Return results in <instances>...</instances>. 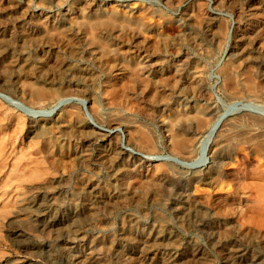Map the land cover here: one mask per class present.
<instances>
[{
  "label": "rangeland",
  "instance_id": "obj_1",
  "mask_svg": "<svg viewBox=\"0 0 264 264\" xmlns=\"http://www.w3.org/2000/svg\"><path fill=\"white\" fill-rule=\"evenodd\" d=\"M35 25L41 31L29 33ZM0 46V264H264V0H0ZM147 63L151 75L140 69ZM124 66H139L156 91H142ZM197 79L207 94L191 103L235 111L220 180H206L207 166L116 157L126 137L183 156L168 147L171 135H186L167 126L170 105ZM41 90L71 97L57 120L27 112L51 109L53 101L30 97Z\"/></svg>",
  "mask_w": 264,
  "mask_h": 264
},
{
  "label": "bare ground",
  "instance_id": "obj_2",
  "mask_svg": "<svg viewBox=\"0 0 264 264\" xmlns=\"http://www.w3.org/2000/svg\"><path fill=\"white\" fill-rule=\"evenodd\" d=\"M91 2V1H89ZM98 2V1H97ZM60 5V4H59ZM89 5V4H88ZM27 6V5H26ZM14 8V7H13ZM24 8V7H23ZM83 9V8H82ZM98 9V8H96ZM128 9V8H127ZM187 9V8H186ZM51 10V9H50ZM131 10V9H129ZM203 10V9H202ZM12 11V10H11ZM91 11V10H90ZM89 11V12H90ZM34 12V11H33ZM83 12V11H82ZM85 12V10H84ZM193 12V11H192ZM255 12V11H254ZM191 13V12H190ZM68 14V13H67ZM81 14V12H80ZM84 14V13H82ZM89 14V13H88ZM150 14V12H149ZM207 14V12H206ZM63 15V14H62ZM108 15V14H107ZM153 15V13H152ZM208 15V14H207ZM42 16V15H41ZM96 16V15H95ZM109 16V15H108ZM187 16V15H185ZM203 16V15H202ZM214 16V15H213ZM72 17V16H71ZM75 17V16H74ZM73 17V18H74ZM78 17V16H77ZM82 17V16H80ZM107 17V16H106ZM192 17V16H191ZM76 18V17H75ZM127 18V17H126ZM146 18V17H145ZM196 18V17H195ZM207 19V17H205ZM204 18V19H205ZM46 19V18H45ZM66 19V18H65ZM81 19V23L83 24H86V25H89L90 23L93 22V19L89 18V17H86V15H83V18H79ZM95 19V18H94ZM201 19V18H199ZM216 19V18H215ZM48 18L45 20V22L47 23L48 22ZM115 20V18H114ZM122 20V18L120 19ZM198 20V18H197ZM210 20V19H209ZM212 20V19H211ZM53 21V20H52ZM98 23H101V24H110L111 22H114L112 20H109V19H105L103 17H98L96 18V20ZM117 21V20H116ZM38 22V21H37ZM45 22L42 21V26H45ZM54 22V21H53ZM70 22V21H68ZM120 22V21H119ZM127 22V21H126ZM56 23V22H55ZM116 23V22H115ZM129 23V22H128ZM190 23V22H189ZM195 23V22H194ZM33 24V23H32ZM37 24V23H36ZM64 24V23H63ZM67 24V23H66ZM78 24V23H77ZM80 24V23H79ZM118 24V23H117ZM144 24V23H143ZM147 24V23H146ZM198 24V23H197ZM226 24V23H225ZM21 25V24H20ZM51 25V24H50ZM81 25V24H80ZM79 25V26H80ZM85 25V27H86ZM202 25V24H201ZM205 25V24H204ZM219 25V24H218ZM84 26V25H83ZM259 26V25H258ZM33 27V26H32ZM31 27V30L29 31V33H33L35 31H38L40 28L39 26L35 25L33 28ZM47 27V25H46ZM90 28V26H88ZM128 27V26H127ZM134 27V26H133ZM42 28V27H41ZM78 28V27H77ZM88 28V29H89ZM116 28V27H115ZM203 28V27H201ZM213 28V27H212ZM253 28V27H251ZM60 29V28H58ZM70 29V28H69ZM87 29V27H86ZM120 29V28H119ZM135 29V28H134ZM145 29V28H144ZM147 29V28H146ZM149 29V28H148ZM27 30V29H26ZM25 30V31H26ZM71 30V29H70ZM85 30V29H84ZM91 30V29H90ZM214 30V29H213ZM252 30V29H251ZM41 31V30H40ZM38 31V32H40ZM81 31V30H80ZM83 31V30H82ZM88 31V30H87ZM86 31V32H87ZM130 31V30H129ZM144 31V30H143ZM147 31V30H146ZM151 31V30H150ZM211 30H209L210 32ZM246 31V30H245ZM6 32V31H5ZM75 32V31H74ZM112 32V31H111ZM159 32V31H158ZM162 32V30H161ZM4 34V32H2ZM65 33V32H64ZM72 33V32H71ZM85 33V32H84ZM89 33V32H88ZM91 33V32H90ZM100 33V32H99ZM125 33V32H124ZM129 33V32H128ZM135 33V31H134ZM148 33V32H147ZM186 33V32H185ZM253 33V32H252ZM41 34V33H40ZM76 34V33H75ZM86 34V33H85ZM84 34V35H85ZM102 34V33H101ZM154 34V32H153ZM157 34V33H156ZM169 34V33H168ZM219 34V33H218ZM82 35V34H81ZM90 35V34H89ZM95 35V34H94ZM121 35V34H120ZM139 35V34H138ZM159 35V34H158ZM149 36V35H148ZM147 36V37H148ZM177 36V35H176ZM213 36V35H212ZM247 36V35H246ZM262 36V35H261ZM260 36V37H261ZM24 37V36H23ZM27 37V36H26ZM53 37H56V36H53ZM131 37V36H130ZM153 37V36H152ZM239 37V36H238ZM259 37V38H260ZM34 38V37H33ZM46 38V37H45ZM76 38V37H75ZM74 38V39H75ZM90 38H92L93 40V37L91 36ZM151 38V37H150ZM163 38V37H162ZM193 38V37H192ZM237 38V37H235ZM19 39V38H18ZM23 39V38H22ZM65 39V38H64ZM105 39V38H104ZM136 39V38H135ZM142 39V38H141ZM173 39V38H172ZM222 39V37H221ZM227 39V38H226ZM250 39V38H249ZM262 39V38H261ZM91 40V39H90ZM95 40V39H94ZM93 40V41H94ZM139 40V38H138ZM219 40V39H218ZM237 40V39H236ZM17 41V40H16ZM22 41V40H21ZM93 41H90L91 44ZM97 41V40H95ZM134 41V40H133ZM256 41V40H255ZM254 41V42H255ZM73 42V41H72ZM147 42V41H146ZM42 43V42H41ZM103 43V42H102ZM203 43V42H202ZM217 43V42H216ZM221 43V42H220ZM258 43V42H257ZM62 44V43H61ZM67 44V43H66ZM81 44V43H80ZM204 44V43H203ZM202 44V45H203ZM93 45V44H92ZM154 45V44H153ZM246 45V44H245ZM258 45V44H257ZM99 43H98V47H99ZM118 46V45H117ZM142 46V45H140ZM172 46V45H171ZM1 47V46H0ZM84 47V46H83ZM155 47V46H154ZM176 47V46H175ZM178 47V45H177ZM243 47V46H242ZM262 47V46H261ZM188 48V47H187ZM241 48V47H240ZM244 48V47H243ZM251 48V47H250ZM62 49V48H61ZM90 49V48H89ZM97 49V48H96ZM70 50V49H69ZM151 50V49H150ZM183 50V49H182ZM207 50V49H206ZM229 50V44H228V41L225 43L224 45V49L223 51L225 53L228 54V51ZM81 51V50H80ZM109 51V50H108ZM141 51V50H140ZM149 51V50H148ZM51 52V51H50ZM64 52V51H63ZM100 52V51H99ZM98 52V53H99ZM103 52V51H102ZM130 52V51H129ZM145 52V51H144ZM244 52V51H243ZM248 52V51H247ZM97 53V54H98ZM102 54V53H101ZM105 54V53H104ZM136 54V53H135ZM156 54V53H155ZM171 54V53H170ZM208 54V53H207ZM235 54V53H234ZM242 54V53H241ZM7 55V54H6ZM54 55H58V54H54ZM79 55V54H78ZM85 55V54H84ZM90 55V54H89ZM96 55V54H95ZM132 55V54H131ZM148 58L151 57V55L148 53ZM232 55V54H231ZM243 55V54H242ZM246 54L244 53V56ZM258 55V54H257ZM59 56V55H58ZM106 56V55H105ZM87 57V56H86ZM94 57V56H93ZM146 58V57H145ZM147 58V59H148ZM231 58V57H230ZM233 58V57H232ZM246 58V56H245ZM256 58V57H254ZM138 59V58H137ZM146 59V60H147ZM170 59V58H169ZM251 59V58H250ZM2 60V59H1ZM31 60V59H30ZM152 60V59H151ZM154 60V59H153ZM231 60V59H230ZM237 60V59H236ZM240 60V59H238ZM244 60V59H243ZM132 61V60H131ZM135 61V60H134ZM148 61V60H147ZM195 61V60H194ZM235 61V60H234ZM248 61V60H247ZM250 61V60H249ZM261 61V60H260ZM30 62V61H29ZM104 62V61H102ZM115 62V61H114ZM137 62V61H136ZM142 62V61H141ZM149 62V61H148ZM167 62V61H166ZM171 62V61H170ZM233 62V61H232ZM236 62V61H235ZM251 62V61H250ZM105 63V62H104ZM123 63V61H122ZM127 63V62H125ZM124 63V64H125ZM133 63V62H132ZM144 63V62H143ZM146 63V62H145ZM202 63V62H201ZM253 63V62H252ZM20 64V63H19ZM67 64V63H66ZM110 64V63H109ZM119 64V63H118ZM129 64V63H128ZM230 64V62L228 63V65ZM240 64V63H239ZM251 64V63H250ZM259 64V63H258ZM77 65V64H76ZM102 65V64H101ZM132 65V64H131ZM130 65V66H131ZM179 65V64H178ZM181 65V64H180ZM231 65V64H230ZM246 65H247V62H246ZM25 66V65H24ZM48 66V64H47ZM50 66V65H49ZM53 66V65H52ZM118 66V65H117ZM134 66V65H133ZM154 66V65H153ZM42 67V66H41ZM45 67V66H44ZM68 67V66H67ZM107 67V66H106ZM120 67V66H119ZM189 67V66H188ZM199 67V66H198ZM258 67V66H257ZM1 68V67H0ZM113 68V67H112ZM151 68H153L152 66L150 67L149 64H145L144 66H141L140 69L142 70L143 72V75L144 73H147L149 75H151L150 71H151ZM24 69V68H23ZM118 69V68H117ZM138 69H139V66L138 68L136 67H132V68H126L124 66V68H122L121 70L126 72L128 75V79H130L131 81H136V84L139 85L140 89L142 91L145 92V90L150 91V92H155L156 90H153V89H150L148 86V83H149V79L148 78H144V77H141V73L138 72ZM139 69V71H140ZM159 69V68H158ZM241 69V68H240ZM257 69V68H256ZM20 70V69H19ZM160 70V69H159ZM28 71V70H27ZM41 71V70H39ZM113 71V70H112ZM154 71V70H153ZM173 71V70H172ZM244 71V70H243ZM262 71V70H261ZM29 72V71H28ZM32 72V71H31ZM100 72V71H99ZM188 72V70H187ZM258 72V71H257ZM96 73V72H95ZM120 73V72H119ZM154 73V72H153ZM178 73V72H177ZM88 74V73H87ZM121 74V73H120ZM119 74V75H120ZM124 74V73H123ZM122 74V75H123ZM141 74V75H140ZM157 74V73H156ZM192 74V72L190 73ZM222 74V73H221ZM224 74L226 76V78H228L232 83H233V69L231 66H227L225 68V71H224ZM16 75V74H15ZM19 75V74H18ZM118 75V76H119ZM153 75V74H152ZM158 75V74H157ZM168 75V74H167ZM41 76V75H40ZM84 76V75H83ZM91 76V75H90ZM156 76V75H155ZM154 76V77H155ZM160 76V75H159ZM158 76V77H159ZM193 76V75H192ZM198 76V75H197ZM116 77V76H115ZM124 77V76H123ZM247 77V76H246ZM4 78V77H3ZM26 78V77H25ZM119 78V77H118ZM125 78V77H124ZM165 78V77H164ZM168 78V77H167ZM173 78V77H172ZM172 78L170 77V79L172 80ZM176 78V77H175ZM190 78V77H189ZM195 78V77H194ZM91 79V78H90ZM121 79H123L121 77ZM120 79V80H121ZM179 79V78H178ZM237 79V78H236ZM243 79V78H242ZM186 80V79H184ZM92 81V80H91ZM154 81V80H153ZM162 81V80H161ZM187 81V80H186ZM184 81V83L186 82ZM190 81V84L188 87L191 88V92L190 93H185L181 96H177L179 99L176 100L172 106L170 105V107H172V114L169 113V117H170V114L172 115L171 118L168 120L167 122V126H170L172 131L174 130H179L181 131L180 129H182V131L184 130L185 134L186 135H169V139H170V145L168 147H172L174 149H176L178 152L180 153H183L184 155L183 156H180L179 154H175V153H172V154H167V155H163V154H155V153H149L145 150H141L139 148H137L136 146H133L131 144L128 143V140H127V137L123 139L122 141V145L117 149L116 153L118 154L116 157L118 158H123V160H125V157L132 151H134V160L135 159H143L145 162L146 160H170L172 161L174 164H178L186 169H189V170H192V171H199L200 169H204V167H208V170L207 172V179L206 180H209L210 182L211 181H218L220 180V178L222 177V172H221V168H222V165L224 164V161H225V152H226V146L229 144L230 142V135H231V131L232 129L235 127L236 125V121H235V115H234V109H226L225 111L223 112H220L218 114H216V107H211L210 105H207V104H203L202 106L199 105V103L197 104V102H194L191 103L190 101H194L195 99H197L195 96H201V97H205V95L207 93H205V90H204V86H203V83H202V80H188V82ZM246 81V80H245ZM160 81L155 80V88H157V90H160L158 89V84H159ZM93 83V82H92ZM152 83V82H151ZM181 83V82H180ZM205 83V82H204ZM246 83V82H245ZM110 84V83H109ZM153 84V83H152ZM166 84V83H165ZM189 84V83H188ZM9 85V84H8ZM7 85V86H8ZM96 85V84H95ZM111 85V84H110ZM109 85V86H110ZM182 85V84H181ZM180 85V86H181ZM186 85V84H185ZM12 86V85H11ZM87 86V85H86ZM132 86V85H131ZM161 86V85H160ZM179 86V85H178ZM199 86V87H198ZM10 87V86H9ZM25 87V86H24ZM153 87V88H154ZM21 88V87H20ZM37 88V87H36ZM136 88V87H135ZM201 89V90H198V89ZM207 88V87H206ZM205 88V89H206ZM121 89V88H120ZM165 89V88H164ZM169 89V88H168ZM241 89V88H240ZM256 89V88H255ZM22 90V89H21ZM170 90V89H169ZM173 89H171L172 91ZM245 90V89H244ZM47 91V90H46ZM122 91V90H121ZM127 91V90H126ZM165 91V90H164ZM177 90H175L176 92ZM225 91V90H224ZM30 92V91H29ZM130 92V91H129ZM160 92V91H159ZM92 93V92H91ZM123 93H124V90H123ZM162 94H164L162 91H161ZM166 93V92H165ZM182 93V92H181ZM0 96H7L6 93H4L2 90H0ZM147 94V93H146ZM169 94V93H167ZM227 94L233 98V96L236 95L235 91L233 90H230L229 93L227 92ZM9 95V94H8ZM130 95V94H129ZM152 95V94H151ZM160 95V94H159ZM179 95V94H178ZM112 96V95H111ZM125 96V95H124ZM137 96V95H136ZM30 97L36 101H41V100H51L53 101V105L51 107V109H49L48 111L47 110H43V109H36V108H33V106H28V108L26 109L27 112L31 113L32 115H35V117L37 116H50V115H53L54 118L57 120L58 119V116L57 113L59 111V108L61 106V104L66 101L67 99H71V97H58L56 95L55 92H44V91H33V93L31 92L30 93ZM129 97H132V96H129ZM159 97V96H158ZM157 97V98H158ZM163 97V96H162ZM160 98V97H159ZM170 98V97H168ZM131 99V98H130ZM164 99V98H163ZM190 99V100H189ZM204 99V98H203ZM29 100V99H28ZM12 101V100H11ZM15 101V100H14ZM13 101V102H14ZM132 101V100H131ZM145 101V100H144ZM157 101V100H156ZM159 101V100H158ZM93 102V101H92ZM114 102V101H113ZM117 102V101H116ZM136 102V101H135ZM240 102V101H239ZM139 103V102H138ZM144 103V102H143ZM205 103V102H204ZM207 103V102H206ZM236 103V102H235ZM16 104H17V101H16ZM141 105V103H139ZM168 104V103H167ZM91 105V104H90ZM153 105V104H152ZM248 106V104H243L241 105V107H243L242 109H245L244 107L245 106ZM158 106V105H157ZM163 107L165 105H162ZM168 106V105H167ZM166 106V108H167ZM236 106V105H235ZM238 106V105H237ZM161 107V106H160ZM159 107V109H160ZM234 107V105H233ZM253 107V105H252ZM144 108V106H143ZM157 108V107H156ZM232 108V106H231ZM249 108V107H248ZM142 109V108H141ZM164 109V108H163ZM239 109V108H238ZM145 110V109H144ZM143 110V111H144ZM150 110V109H149ZM232 110L234 112H232ZM256 110V109H255ZM259 110V109H257ZM256 110V111H257ZM161 111V110H159ZM164 111V110H163ZM167 111V110H166ZM114 114V113H113ZM88 117L91 118V114L87 113ZM128 115V114H127ZM162 115V114H161ZM165 115V114H164ZM235 116V117H234ZM73 117V116H72ZM121 117V116H120ZM129 117V116H128ZM164 117V116H163ZM117 118V117H116ZM124 118V117H123ZM127 118V117H126ZM161 118V117H160ZM244 118V117H243ZM43 119V118H42ZM130 119V118H129ZM135 119V118H134ZM241 119V118H240ZM80 120V119H79ZM114 120V119H113ZM127 120V119H126ZM210 120V122L208 121ZM64 121V120H63ZM87 121V120H86ZM125 121V120H124ZM46 122V121H45ZM44 122V123H45ZM52 122V121H51ZM132 122V121H131ZM146 122V121H145ZM73 123V122H72ZM148 123V122H147ZM166 124V123H165ZM262 124V123H261ZM47 124H45L46 126ZM117 125V124H115ZM240 125V124H239ZM95 126H98L99 129L102 128L100 127V125H95ZM161 126V124H160ZM165 126V128L167 127ZM43 127V126H42ZM126 127V126H125ZM163 128V126H161ZM40 128V127H39ZM83 129V128H82ZM129 129V128H128ZM132 129V128H131ZM140 129V128H139ZM102 130V129H101ZM133 131L129 133V131H127L129 133V135L132 137L134 136L135 139L139 138L140 137V134L138 132H136V130L132 129ZM142 130V129H141ZM113 132L115 131L112 130ZM181 131V132H182ZM79 132V131H78ZM81 132V131H80ZM135 132V133H133ZM166 132V131H165ZM93 133V132H92ZM177 133V132H176ZM100 136L102 135L103 137H106L108 136L106 132L103 131V133L99 132ZM115 134V133H114ZM113 134V135H114ZM192 134V135H190ZM127 135V134H126ZM81 136V134H80ZM116 137V135H114ZM112 137V136H111ZM83 138V137H82ZM100 138V137H99ZM108 138V137H107ZM113 138V137H112ZM108 139H111V138H108ZM168 139V138H167ZM107 140V139H106ZM118 140V139H117ZM151 140V139H150ZM58 141V140H57ZM134 141V140H133ZM109 142V141H108ZM131 142V141H130ZM110 143V142H109ZM59 144V143H58ZM111 144V143H110ZM133 144V143H132ZM152 144V143H151ZM46 145V144H45ZM102 145V144H101ZM104 145V144H103ZM115 145V144H114ZM14 146V145H13ZM117 146V144L115 145ZM114 146V148L116 149V147ZM153 146V145H152ZM216 146V147H215ZM46 147V146H45ZM140 147V146H139ZM148 147V146H147ZM260 147V146H259ZM232 148V147H231ZM77 149V148H76ZM229 149V148H228ZM5 150V149H4ZM44 150V149H43ZM112 150V149H111ZM46 151V150H45ZM56 151V150H55ZM230 151V149H229ZM133 153V152H132ZM229 153V152H228ZM89 154V153H87ZM115 154V153H114ZM230 154V153H229ZM228 156V155H227ZM230 156V155H229ZM229 156L227 158H229ZM3 157V156H2ZM78 157V156H77ZM128 157V156H127ZM102 158V157H101ZM133 158L131 159V161H134ZM87 159V158H86ZM105 159V158H104ZM103 159V160H104ZM107 159V158H106ZM82 160V159H81ZM84 161V160H83ZM120 161V160H119ZM227 161V160H226ZM114 162V161H112ZM136 162V161H135ZM228 162V161H227ZM111 164V163H110ZM132 164V163H131ZM130 164V165H131ZM134 164V163H133ZM136 164V163H135ZM134 164V165H135ZM138 164V163H137ZM136 164V165H137ZM140 164V162H139ZM145 164V163H144ZM130 165L128 167H130ZM141 165V164H140ZM157 165V164H156ZM159 166V165H158ZM224 166V165H223ZM92 167V166H91ZM135 167V166H134ZM142 167V165H141ZM139 167V168H141ZM100 168V167H99ZM110 168V167H109ZM112 168V167H111ZM133 168V166H132ZM147 168V166H146ZM145 168V169H146ZM150 168V167H149ZM157 168V167H156ZM131 169V168H130ZM134 169L137 170V168L135 167ZM207 169V168H206ZM144 170V169H143ZM149 170V169H148ZM152 170V169H151ZM131 171V170H130ZM129 171V172H130ZM138 171V170H137ZM140 171V170H139ZM158 171V170H157ZM113 172V171H111ZM134 172V170H133ZM132 172V173H133ZM143 172V171H142ZM163 172V171H162ZM180 172V171H179ZM202 172V170H201ZM136 173V172H135ZM145 173V172H144ZM132 175V174H131ZM149 175V174H148ZM165 175V174H164ZM189 175V174H187ZM202 175V174H201ZM205 175V174H204ZM138 176V175H137ZM163 176V175H162ZM186 176V175H185ZM126 177V176H125ZM130 177V176H129ZM134 177V176H132ZM154 177V176H153ZM160 177V176H159ZM205 177V176H204ZM205 177V178H206ZM115 178V177H114ZM146 178V177H145ZM151 178V177H149ZM180 178V177H179ZM186 178V177H185ZM199 178V175L198 176H190V178H188L185 182H183L185 186H187L186 188H188V185L190 182L192 181H195V179H198ZM82 179V178H81ZM117 179V178H116ZM115 179V180H116ZM122 179V178H120ZM136 179V178H135ZM152 179V178H151ZM150 179V180H151ZM163 179V178H162ZM203 179V178H202ZM114 180V181H115ZM138 180V179H137ZM145 180V179H144ZM148 180V179H146ZM154 179H152V182H153ZM180 180V179H179ZM201 180V179H200ZM88 181V180H87ZM91 181V180H90ZM120 181V180H119ZM139 181H142V183H144L143 179L142 180H139ZM155 181V180H154ZM162 181V180H161ZM84 182V181H83ZM117 182V181H116ZM160 182V181H159ZM167 182V181H166ZM179 182V181H178ZM181 182V181H180ZM196 182V181H195ZM201 182V181H199ZM209 182V183H210ZM94 183V182H93ZM92 183V184H93ZM208 183V182H207ZM132 184V183H131ZM138 184V183H136ZM135 183L132 184L133 186L136 185ZM146 184V183H144ZM164 184V183H163ZM170 184V183H169ZM167 184V185H169ZM192 184V183H191ZM194 184V183H193ZM192 184V185H193ZM219 184V183H218ZM228 184V183H227ZM115 185V184H114ZM123 185V184H122ZM141 185V184H140ZM171 185V184H170ZM181 185V183H180ZM109 186V185H108ZM112 186V185H111ZM117 186V185H116ZM144 186V185H143ZM200 186V185H199ZM100 187V186H99ZM114 187V186H112ZM150 187V186H149ZM196 187V186H195ZM225 187V186H224ZM109 188V187H108ZM122 188V187H121ZM126 188V187H125ZM146 188V187H145ZM155 188V187H154ZM185 188V187H184ZM190 188V187H189ZM103 189V188H102ZM118 189V188H117ZM139 189V188H137ZM149 189V188H148ZM146 189V190H148ZM152 189V188H150ZM109 190V189H108ZM125 189L123 188V191ZM132 190V189H131ZM145 190V189H144ZM85 191V190H84ZM100 191V190H99ZM129 191H130V188H129ZM133 191V190H132ZM143 191V190H142ZM127 192V191H126ZM131 192V191H130ZM129 192V194H130ZM141 192V191H140ZM147 192V191H146ZM93 193V192H92ZM99 193V192H98ZM135 192L133 191V194ZM150 193V191H149ZM97 194V193H96ZM121 194V193H120ZM119 194V195H120ZM123 194V193H122ZM126 194V193H124ZM132 194V193H131ZM157 194V193H156ZM168 194V193H167ZM175 194V193H174ZM85 195V194H84ZM98 195V194H97ZM135 195V194H134ZM137 195V194H136ZM139 195V194H138ZM149 195V194H148ZM147 195V196H148ZM188 195V194H187ZM123 196V195H122ZM154 196V195H153ZM157 196V195H156ZM159 196V195H158ZM176 196V195H175ZM130 197V196H129ZM150 197V196H149ZM126 198V197H125ZM158 198V197H157ZM181 198V197H180ZM100 199V198H99ZM129 199V198H127ZM165 199V198H164ZM169 199V198H168ZM103 200V199H102ZM126 200V199H125ZM124 200V201H125ZM137 200V199H136ZM83 201V200H82ZM106 201V200H105ZM129 201V200H128ZM138 201V200H137ZM109 202V201H108ZM134 202V201H133ZM139 202V201H138ZM148 202V201H147ZM174 202V201H173ZM191 202V201H190ZM103 203V202H101ZM100 203V204H101ZM105 203V202H104ZM188 203V202H187ZM98 204V203H97ZM114 204V203H113ZM122 204V203H121ZM124 204V202H123ZM122 204V205H123ZM155 204V203H154ZM91 205V204H89ZM125 205V204H124ZM135 205V204H134ZM99 206V204H98ZM185 206V205H184ZM108 207V206H107ZM188 207H191L190 205ZM104 208V207H103ZM115 208V207H114ZM249 208V207H248ZM112 209V208H111ZM137 209V208H136ZM150 209V208H149ZM181 211V210H180ZM100 212V210L98 211ZM111 213V212H110ZM101 214V213H100ZM202 214V213H201ZM155 215V214H154ZM184 215V214H183ZM136 216V214L134 215ZM133 216V217H134ZM185 216V215H184ZM138 217V216H136ZM135 217V218H136ZM180 217V216H179ZM118 218V217H117ZM135 218H131L129 216L128 219V222H132V221H138V218L135 219ZM153 220H158L159 218L155 215L154 217H152ZM162 218V217H161ZM111 219V218H110ZM121 219V217H120ZM164 219V218H163ZM189 219V218H188ZM117 220V219H116ZM160 220V219H159ZM190 220V219H189ZM261 221V220H260ZM123 222V221H122ZM153 222V221H152ZM157 222V221H156ZM220 222V221H219ZM126 224V223H125ZM156 225V224H155ZM158 225V224H157ZM159 226V225H158ZM89 259V258H88Z\"/></svg>",
  "mask_w": 264,
  "mask_h": 264
}]
</instances>
